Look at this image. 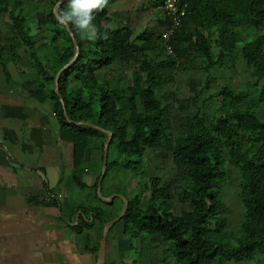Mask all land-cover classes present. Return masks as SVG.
<instances>
[{
	"label": "trees",
	"instance_id": "obj_1",
	"mask_svg": "<svg viewBox=\"0 0 264 264\" xmlns=\"http://www.w3.org/2000/svg\"><path fill=\"white\" fill-rule=\"evenodd\" d=\"M43 1L37 0V4ZM47 1L46 16L30 29L14 12L22 6L17 0H0V15L7 13L9 19L1 26L7 32L0 31V44L8 50L4 54L13 57L18 56L16 48L23 49L34 63L37 77L31 83L32 94L38 101H51L61 137L73 146L75 168L88 148L99 150L102 162L106 135L67 123L52 90L57 71L74 51L65 27L52 13L58 0ZM116 1L108 0L107 5ZM162 1L146 0L160 17L136 35L138 25L133 21L131 25L130 20L113 28L106 7L95 14L94 40L74 35L79 54L58 79L66 113L72 121L112 133L102 187L109 167L133 170L134 164L122 157L141 160L151 151L161 154L163 163L170 161L172 174L161 178L163 167L154 169L147 183H137L138 193L133 198L116 192L128 201L125 215L116 224H122L124 237L138 240L132 249L134 264L260 261L264 258V115L257 116L254 110L262 107L264 114V0H179L186 4L187 13L167 43L162 37L170 23L160 10ZM68 3L59 9L67 10ZM240 29L247 34L238 33ZM247 38L250 40L238 48ZM236 54L255 79L252 87H260L251 106H244V92L222 87L215 94L221 102L218 114L210 117L204 111L191 112L188 105L195 106L202 94L193 81L189 82L193 95L187 99L169 94L175 107L161 95V89L173 83L174 71L187 72L192 62L200 61L201 69L210 73L233 61ZM211 80L207 78L206 83ZM110 150L117 161L109 160ZM228 167L234 168L236 196L243 208L238 232L229 235L227 207L220 199L224 181L231 179ZM146 191L148 198L142 200ZM95 200L101 207L79 209L84 219L79 225L98 226L101 236L103 225L120 213L122 203ZM143 203L145 207L139 209ZM227 237L233 239L231 247H227Z\"/></svg>",
	"mask_w": 264,
	"mask_h": 264
},
{
	"label": "crops",
	"instance_id": "obj_2",
	"mask_svg": "<svg viewBox=\"0 0 264 264\" xmlns=\"http://www.w3.org/2000/svg\"><path fill=\"white\" fill-rule=\"evenodd\" d=\"M6 18L0 17L2 32ZM16 52L4 54L0 44V264H96L100 230L79 225V209L94 207L87 200L98 198L100 152L88 148L75 168L73 146L61 137L51 101H38L32 87H23L35 77L26 79L23 63L29 72L34 63L23 49ZM110 189L104 183L100 195L114 194ZM122 229L116 224L108 235L104 264H134V239Z\"/></svg>",
	"mask_w": 264,
	"mask_h": 264
},
{
	"label": "rangeland",
	"instance_id": "obj_3",
	"mask_svg": "<svg viewBox=\"0 0 264 264\" xmlns=\"http://www.w3.org/2000/svg\"><path fill=\"white\" fill-rule=\"evenodd\" d=\"M17 1L22 6H19V8L14 10V12L15 14L17 13V16L20 19H24V26L30 29H34L37 27L38 19H42L46 16L47 10L50 6V2H48L47 0H44L43 3L39 4H37V0ZM106 8L109 11L111 19L113 21V28L116 27L120 21L130 20L131 25L132 21L136 23L138 25V28L135 31L134 35L141 32L142 29L147 26L148 28L152 27V25L155 23L156 18L160 17L159 14L154 13V11L151 9V5L150 7H148V3H146V0H117L114 4L106 5ZM23 15H25V17L27 18H24ZM238 33L244 35V33L247 34V31L244 29H240L238 30ZM248 40H250V38L240 41V43H238V48ZM213 53L216 55L217 49L213 48ZM161 59H164V57H162ZM233 59V61L225 62L224 66H222L221 68L210 70V73H206L201 69L202 64L200 61L192 62L187 72L174 71L173 83L164 86L161 89L160 93L161 95H164L166 98H168V105L175 107L173 99L169 97V94H173L174 98L180 100L187 99L189 96L193 95L192 89L190 91L189 88V82L193 81L196 84L197 89L200 90L202 94L198 99L197 104L195 106L188 105V108L192 110L191 112L204 111L210 117L213 116V113H219V107L221 106V102H219L220 97L216 96L215 94L217 93V91H220L222 87H230L235 89L236 91L244 92L247 96V100L244 106H251V103L260 94V87H258V89H254L252 87L255 83V79L250 77L249 70L245 66V63L241 59L240 55L236 54ZM230 63L233 66H231ZM27 66L28 63L25 60L23 63V67L25 70H27L26 79H29V76H36L34 72L28 71ZM207 78H210L212 80L206 83ZM23 87H31L28 83V80L23 82ZM262 109V107H257L254 110L257 116L264 115L262 114ZM145 154L146 152L142 155V157L139 158L141 160H138L137 158L127 159L126 157H122V159L128 160L131 164H134V168L131 171H124L121 168L115 167H109L107 169L108 171L106 174L107 177L105 183H111L112 188L115 191L114 194H117L116 192L118 191L122 192L128 198H133L138 193L137 183L144 181L147 183L149 177L152 175L153 170L156 168L159 169L160 167H163V174L160 175L161 178H167V176L172 174L170 171L171 166L169 159H165V162L163 163L161 154H155L151 151H148L146 154V159ZM109 157L110 161L118 160V157L113 150H110ZM228 169L230 170L229 177H231V179L224 181L222 187L223 192L220 196V199L224 201L227 207L226 217L228 226L226 227V232L229 235V233L238 232V225L242 218L243 208L236 196L237 184L234 180L235 175L233 172H231V169L234 168L228 167ZM129 184H131V187H129ZM130 188L134 190H131ZM110 190L113 191L112 189ZM148 194L149 192L146 191L145 196L147 198ZM87 201L89 203H87L86 206H88V204H92L94 207H101L100 203H98V201H96L95 199H88ZM144 207L145 203L140 204L138 208L142 209ZM87 239L88 237H83V240ZM227 239L229 244L227 247H231L233 245V239H230L229 237H227ZM133 243L135 247H137L138 240H134ZM241 264H264V258L260 259V261L243 262Z\"/></svg>",
	"mask_w": 264,
	"mask_h": 264
},
{
	"label": "water",
	"instance_id": "obj_4",
	"mask_svg": "<svg viewBox=\"0 0 264 264\" xmlns=\"http://www.w3.org/2000/svg\"><path fill=\"white\" fill-rule=\"evenodd\" d=\"M67 0H58V2L54 5L53 9H52V13L54 15V10L57 8V6L60 7V5H62L64 2H66ZM55 16V15H54ZM67 34L69 35L71 41H72V45H73V57L68 61L67 64H65L61 69H59L54 77V81H53V92L56 94V96L59 99V103L62 107V111H63V117L65 118L66 122L69 124H73L75 126H83V127H89L92 129H95L97 131H100L102 133H104L106 135V139L103 143V158H102V165H101V171H100V176L97 182V191H98V198L105 204H110L114 199L119 200L122 203V207H121V211L120 213L113 219L107 221L103 227H102V231H101V236H100V240H99V245L97 248V256H96V264H104V260H105V246H106V241H107V234L109 232V230L116 224L118 223L123 216L125 215L127 209H128V201L125 198L124 195L121 194H113L110 195L108 198H104L100 195V189H101V182L105 177V173H106V166H107V151L109 148V144L112 140V133L110 131L104 130L99 126L90 124V123H86V122H75L72 121L68 118V115L66 113V109L64 106V102L60 96V93L58 91V79L59 76L61 74L62 71H64L65 69H67L72 63H74V61L76 60L78 54H79V47L77 45V42L74 38V35L72 34V31L70 28H65Z\"/></svg>",
	"mask_w": 264,
	"mask_h": 264
},
{
	"label": "clouds",
	"instance_id": "obj_5",
	"mask_svg": "<svg viewBox=\"0 0 264 264\" xmlns=\"http://www.w3.org/2000/svg\"><path fill=\"white\" fill-rule=\"evenodd\" d=\"M108 0H69L67 10L59 6L54 10L56 21L65 28L73 29V35L81 34L82 38L94 40L96 27L93 24L95 14L104 10Z\"/></svg>",
	"mask_w": 264,
	"mask_h": 264
},
{
	"label": "built area",
	"instance_id": "obj_6",
	"mask_svg": "<svg viewBox=\"0 0 264 264\" xmlns=\"http://www.w3.org/2000/svg\"><path fill=\"white\" fill-rule=\"evenodd\" d=\"M162 5L160 6V10H162L163 14L169 20V28L163 34V40L165 43L168 42L169 37L173 34V32L180 25L183 18H185L187 10L186 4L182 5L179 3V0H163Z\"/></svg>",
	"mask_w": 264,
	"mask_h": 264
}]
</instances>
